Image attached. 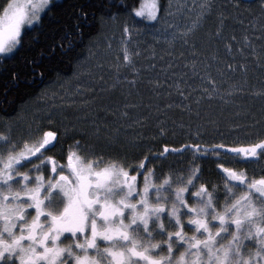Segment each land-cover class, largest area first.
Instances as JSON below:
<instances>
[{
  "label": "snow or ice",
  "instance_id": "6c2138e0",
  "mask_svg": "<svg viewBox=\"0 0 264 264\" xmlns=\"http://www.w3.org/2000/svg\"><path fill=\"white\" fill-rule=\"evenodd\" d=\"M53 7L51 0H3L0 58H12L25 28L39 27ZM130 12L160 22L157 0H139ZM58 143L52 130L0 135V264H264V175L250 178L223 161L256 162L264 140L164 145L134 159L77 141L63 162L47 155ZM186 151L190 167L158 164ZM209 158L222 188L195 163Z\"/></svg>",
  "mask_w": 264,
  "mask_h": 264
},
{
  "label": "rangeland",
  "instance_id": "374dc122",
  "mask_svg": "<svg viewBox=\"0 0 264 264\" xmlns=\"http://www.w3.org/2000/svg\"><path fill=\"white\" fill-rule=\"evenodd\" d=\"M217 1L168 0L159 23L132 16L104 22L70 76L45 86L14 115H0V135L20 139L38 129L61 130L57 148L63 152L79 141L96 152L129 159L135 158L129 153L137 158L159 152L150 133L207 145L264 140V55L248 44H216L225 38L226 23L236 22L218 12L211 19ZM208 19L212 23L205 25ZM239 26L243 34L259 30L245 21ZM125 50L128 61L123 59ZM162 99L175 101L184 114L171 130L168 111L173 108L157 105ZM206 160L195 163L202 168ZM258 160L264 166V157ZM229 162L234 163L232 158ZM159 163L186 168L194 161L186 151ZM244 243L254 250L252 241Z\"/></svg>",
  "mask_w": 264,
  "mask_h": 264
},
{
  "label": "trees",
  "instance_id": "16d2710c",
  "mask_svg": "<svg viewBox=\"0 0 264 264\" xmlns=\"http://www.w3.org/2000/svg\"><path fill=\"white\" fill-rule=\"evenodd\" d=\"M51 2L55 4V7L42 19L40 26L35 27L34 30L25 29L23 46L14 53L12 58H0V115L2 116L14 115L23 104L33 99L45 86L58 78L70 76L76 64L85 56L88 45L101 33L104 22L114 18L126 19L128 16H132V20H137L130 9L138 6L139 0H51ZM157 2L162 10L168 0H157ZM217 2L218 5L214 6L215 9L210 14L211 19L218 12L217 14L223 18L235 17L236 22L226 23L224 39H229L217 40L216 44L219 47L230 45L234 48L236 43H241L242 46L248 44L264 55V32H260L261 29L264 30V5L261 0H218ZM209 19L206 20L205 25L212 23ZM138 20L140 23L144 22L142 19ZM241 21H245L246 24L253 23V27L259 30L252 31L251 28L243 34V28L239 26ZM225 22V19H222L221 23ZM159 103L162 109H167L169 106L173 108L168 111L169 116L172 115L168 117V120L173 119L171 121L173 123H169L171 130L173 125L179 124L177 121L183 120L180 117H184V114L174 107L175 101L164 102L162 99L157 102V105ZM162 127L167 131L166 125L162 124ZM56 132L59 133V147L62 132L61 130ZM150 134H153L151 138H155V144L156 146L158 144L159 150L164 145L179 149L185 144L195 143L192 140L182 139L174 142L173 137L166 139L161 134ZM182 136V133H179V138ZM200 144L209 146L203 142ZM66 147L68 148L69 145ZM150 147L153 149L155 146L152 144ZM65 152L55 148L51 154L62 159ZM149 153L150 151L146 154ZM152 154L154 153H150L149 156ZM129 156L136 158L134 153H129ZM223 158L225 166H230L231 157ZM208 160L210 161H203L204 165L201 168L205 179L217 180L218 186L222 188L223 184L218 179L214 158ZM258 161L233 163L231 167L244 169L250 178H259L264 175V166H258Z\"/></svg>",
  "mask_w": 264,
  "mask_h": 264
},
{
  "label": "flooded vegetation",
  "instance_id": "af4514ba",
  "mask_svg": "<svg viewBox=\"0 0 264 264\" xmlns=\"http://www.w3.org/2000/svg\"><path fill=\"white\" fill-rule=\"evenodd\" d=\"M47 155L53 156L51 152H48ZM58 162H63L61 158L57 157V155H54Z\"/></svg>",
  "mask_w": 264,
  "mask_h": 264
},
{
  "label": "water",
  "instance_id": "95a60500",
  "mask_svg": "<svg viewBox=\"0 0 264 264\" xmlns=\"http://www.w3.org/2000/svg\"><path fill=\"white\" fill-rule=\"evenodd\" d=\"M57 140L59 141V133L56 132ZM55 143V141L53 142Z\"/></svg>",
  "mask_w": 264,
  "mask_h": 264
}]
</instances>
